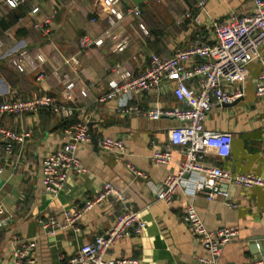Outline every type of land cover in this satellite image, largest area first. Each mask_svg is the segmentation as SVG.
<instances>
[{
  "label": "crops",
  "instance_id": "1",
  "mask_svg": "<svg viewBox=\"0 0 264 264\" xmlns=\"http://www.w3.org/2000/svg\"><path fill=\"white\" fill-rule=\"evenodd\" d=\"M122 1L126 5H142L144 15L147 10L155 9L158 12L154 10L156 18L150 23L142 21L144 28L140 23L135 29L126 24V27L110 31L117 22L115 19L111 22L102 10L100 0H39L40 12L36 16L53 21L51 36L32 30L40 35V42H35L29 30L24 37L12 34L11 30L18 29L21 23L8 29L0 27V35L6 39L4 42L12 43L8 47L4 44L5 57L2 60L20 48L26 49L33 59L38 56L45 59L21 76L20 90L0 76V98H8L12 95H9L10 91H14L15 96L19 92L17 95L22 97L55 94L63 102L66 85L74 82L72 105L80 108L72 119H62L48 110L1 117L5 125L25 129L30 136L24 144L15 146L12 154H6L4 143L0 141V198L3 202L0 264H13L16 247L29 240L35 241L32 254L35 264H68L83 245L111 227L122 210L123 201L116 197L101 201L75 227L61 230L54 236L45 232L41 221L50 215L62 216L66 210L100 192L105 182H111L122 191L128 207L138 211L148 223L142 235L127 237L114 244L105 256L107 260L135 258L138 264H197L199 257L207 255L204 246L181 219L191 198L187 193L193 192L199 175L185 176V192L183 189L177 194L172 205L156 200V190L165 176L176 171L182 161L183 149L174 147L173 161L169 164L155 163L151 155L156 149L164 150L170 146L169 131L179 122L168 117L150 120L142 113L128 115L118 112V106L137 102L133 94H121L106 104H99L97 99L106 92L115 63L120 62L135 73H141L148 66L152 53L170 55L191 42L199 30L203 31L205 40L208 39L211 33L204 24L231 14H248L253 10L254 0H206L205 8L201 10L204 24L199 28L191 24L183 27L175 24L174 9L164 12L155 8L163 0ZM196 1L184 2L183 7L191 10ZM9 10L1 13L0 18ZM157 15L160 17L158 21ZM93 18L96 19L94 23ZM127 21L124 19L122 25ZM87 34L103 37V42L81 52L80 39ZM134 35L137 43L130 44L129 37ZM125 41L127 46L123 51L115 50ZM260 70L258 61L249 64L242 82L244 95L230 105L213 107L205 120V127L233 135L231 155L221 159L211 153L210 162L234 173L251 172L264 178V98L256 95ZM82 89L87 95L81 94ZM139 100L145 108L156 101L153 93L144 94ZM159 102L172 105L175 99L169 93ZM78 120L88 122L96 140L105 136L123 138L128 154L122 157L106 152L94 140L83 145L77 150V156L88 172L71 174L66 187L54 197L42 185V161L51 152L62 148L64 129ZM128 164L144 172L146 178L134 177ZM223 189L229 192L226 199L218 196L208 200L199 196L195 202L210 230L223 227L238 230V235L224 247L220 260L243 264L264 258V188L245 189L224 184ZM254 237H263L262 247L252 251L249 240Z\"/></svg>",
  "mask_w": 264,
  "mask_h": 264
},
{
  "label": "built area",
  "instance_id": "2",
  "mask_svg": "<svg viewBox=\"0 0 264 264\" xmlns=\"http://www.w3.org/2000/svg\"><path fill=\"white\" fill-rule=\"evenodd\" d=\"M24 0H4L14 9ZM102 10L115 20L128 17H141L140 5H126L122 0H100ZM206 0H197L194 10H185L176 20L178 26L203 25L201 10ZM38 5L32 7L29 16L34 20V29L51 36L53 21L50 18H37ZM143 28L144 26L141 25ZM211 33L205 40L203 31H198L191 42L177 48L170 55L152 53L148 66L135 73L122 63H115L112 78L106 92L97 101L106 104L121 94H133L137 102L128 106H118V112L128 115L144 114L150 120L164 117L173 118L178 126L169 131L170 146L164 150L156 149L151 159L158 164L173 161L174 147L183 149V159L174 172H169L156 190V200L172 205L177 194L184 189V178L188 174H198L199 180L193 192L187 193L191 198L184 207L181 219L189 227L194 238L207 251V255L198 258L197 264H234L220 260L224 247L238 235L233 227L210 230L201 218L196 200L204 196L213 200L218 196L229 197L223 189L224 184H235L245 189L264 188V178L251 172L234 173L208 160L211 153L225 159L231 155L233 135L230 132L209 130L205 120L217 105L232 104L244 95L242 82L250 63L258 61L261 70L258 75L256 95L264 98V0H254L253 10L244 15L231 14L214 18L204 24ZM103 37L95 38L89 34L80 39L79 48L86 52L90 46L100 45ZM127 42L119 43L115 50L123 51ZM5 57L4 42L0 38V60ZM38 60V61H37ZM43 56L33 59L26 49L12 56L11 63L21 72L34 68L44 62ZM64 101L55 94H38L31 97L12 95L0 100V141L4 143L6 154H12L15 146L22 145L30 133L25 129H15L5 125L1 117L5 115L22 116L42 110L51 111L62 119H72L80 108L72 105L75 83L66 85ZM82 95H87L85 89ZM153 93L155 102L150 107L141 106L140 98ZM171 93L175 99L172 105L159 104L160 99ZM64 145L47 155L42 161L41 181L44 189L54 197L66 187L71 174L84 175L88 168L77 156V150L90 143L93 138L89 124L78 120L70 123L63 131ZM98 146L122 157L128 154L125 140L120 137L105 136L96 140ZM264 158V150H263ZM136 178H146V174L136 166L127 165ZM185 192V189H184ZM116 197L123 206L111 227L103 234L97 235L91 242L83 245L68 264H138L135 258L107 260L109 249L117 242L131 236L142 235L148 227L146 220L138 211L131 210L126 204L122 191L117 190L111 182H105L100 192L89 197L62 216L50 215L42 220L45 232L56 235L59 231L75 227L83 216L101 201ZM3 202L0 198V212ZM16 241V240H15ZM35 241L21 242L13 254V264H35L33 249ZM243 264H264V258L252 259Z\"/></svg>",
  "mask_w": 264,
  "mask_h": 264
},
{
  "label": "rangeland",
  "instance_id": "3",
  "mask_svg": "<svg viewBox=\"0 0 264 264\" xmlns=\"http://www.w3.org/2000/svg\"><path fill=\"white\" fill-rule=\"evenodd\" d=\"M189 0H163V1H160V6H158V5H155V8L156 9H158L159 11L161 10V9H163L164 10V12L165 11H172L173 9H174V11H175V15H176V17H175V19L177 20V18L186 10L184 7H183V3L184 2H188ZM24 2H30L31 3V5H32V7H34V6H36L37 4H39V0H24ZM23 2V3H24ZM151 2H153V0L151 1ZM166 2V4H164ZM149 6H151V5H149ZM7 8H10V7H8V5L6 4V3H4V0H0V16L4 13V11L5 10H7ZM150 8V7H149ZM181 8H183V9H181ZM148 9V8H147ZM155 9H152V10H147V14L146 15H142L140 18H138V17H128V18H126V19H128V23H123V25H122V22L124 21V19H122V20H115V22H117L116 23V25H114V26H109L111 29H109L110 31L112 30V29H116V30H119L120 28H122L123 26H125L126 27V24H129L130 26H131V28H133V29H135V27H136V25L138 24V23H140L139 25H143V23H142V21H145L146 23H150V20L151 19H155L156 17H155V15H154V12L156 11H154ZM157 12V11H156ZM2 13V14H1ZM158 13V12H157ZM160 13H162V12H160ZM163 14V13H162ZM108 17H110L111 18V22H112V20L113 19H115V17H112V16H109V15H107ZM158 20H160V17L157 15V21ZM176 20H175V24H177L176 23ZM93 23L94 22H96V19H92L91 20ZM144 22V23H145ZM148 25V24H147ZM19 26V28L18 29H15V28H13L11 31H12V34L14 35V34H16V35H18L19 37H24V36H26L27 35V31L29 30V31H31V34H33V40L35 41V42H40V38L38 37V36H40L39 34H37L36 32H34L33 31V33H32V30H35L34 29V20L33 19H30V20H27V21H25V22H21V24L20 25H18ZM145 29L147 30V28H146V26H145ZM0 33H2V32H0ZM4 35V34H3ZM18 37V38H19ZM0 38L3 40V42H4V40H6V39H4V37H2V35H0ZM136 42L137 43V37H136V35H134V36H132V38L131 37H129V42H130V44H133V42ZM4 44H5V46L6 47H8L9 45H11V44H9L8 43V40L6 41V43L4 42ZM21 50H23V48H20V49H17V50H15V51H12L11 52V55H9L8 56V58L7 59H5V60H0V76H3V77H5V78H7L8 79V81L10 82V84L12 85V86H15L18 90H20L19 89V87H18V85H19V83L21 82L20 80H21V76L23 75V74H26L28 71H29V69L27 68L25 71H23V72H21V71H19L12 63H11V59H12V56L13 55H15V54H17V53H19ZM5 51V50H4ZM155 53V52H154ZM11 64V65H10ZM6 67V68H5ZM8 68V69H7ZM8 71H7V70ZM19 73V74H18ZM9 77H11L10 79H9ZM15 87H13V88H15ZM11 90H13V89H11ZM13 92L14 91H10V93H9V95L12 93V95H14L13 94ZM19 95V92L18 93H16V97H22V96H18ZM11 95V96H12Z\"/></svg>",
  "mask_w": 264,
  "mask_h": 264
},
{
  "label": "trees",
  "instance_id": "4",
  "mask_svg": "<svg viewBox=\"0 0 264 264\" xmlns=\"http://www.w3.org/2000/svg\"><path fill=\"white\" fill-rule=\"evenodd\" d=\"M197 2V1H196ZM142 8V15L144 13V7L140 5ZM32 8V5L30 2H24L20 4L18 7L14 9H10L6 15L0 18V27L1 29H8L14 25H18L21 22H25L27 20L32 19L29 16V12ZM192 10L196 11L195 5H192ZM5 98H0V100H3Z\"/></svg>",
  "mask_w": 264,
  "mask_h": 264
},
{
  "label": "water",
  "instance_id": "5",
  "mask_svg": "<svg viewBox=\"0 0 264 264\" xmlns=\"http://www.w3.org/2000/svg\"><path fill=\"white\" fill-rule=\"evenodd\" d=\"M224 105H230V104H224ZM92 138H93L94 141H96L95 136H92ZM262 239H263V237H254V238L249 240L250 243H251L250 244V248H251L252 251L253 250L255 251L257 249H261V247H262V243H261Z\"/></svg>",
  "mask_w": 264,
  "mask_h": 264
}]
</instances>
